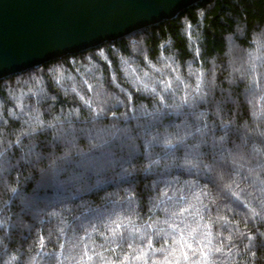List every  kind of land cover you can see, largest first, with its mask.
<instances>
[{
    "label": "trees",
    "instance_id": "16d2710c",
    "mask_svg": "<svg viewBox=\"0 0 264 264\" xmlns=\"http://www.w3.org/2000/svg\"><path fill=\"white\" fill-rule=\"evenodd\" d=\"M0 264H264V0L0 79Z\"/></svg>",
    "mask_w": 264,
    "mask_h": 264
},
{
    "label": "water",
    "instance_id": "95a60500",
    "mask_svg": "<svg viewBox=\"0 0 264 264\" xmlns=\"http://www.w3.org/2000/svg\"><path fill=\"white\" fill-rule=\"evenodd\" d=\"M202 0H0V79L126 37Z\"/></svg>",
    "mask_w": 264,
    "mask_h": 264
},
{
    "label": "snow or ice",
    "instance_id": "6c2138e0",
    "mask_svg": "<svg viewBox=\"0 0 264 264\" xmlns=\"http://www.w3.org/2000/svg\"><path fill=\"white\" fill-rule=\"evenodd\" d=\"M102 114V110L100 112H96V118H99ZM113 115H115V113H113ZM60 231H62V229H60ZM188 248H191V245H188L187 246ZM185 256L187 257V253H185Z\"/></svg>",
    "mask_w": 264,
    "mask_h": 264
},
{
    "label": "clouds",
    "instance_id": "9594fccd",
    "mask_svg": "<svg viewBox=\"0 0 264 264\" xmlns=\"http://www.w3.org/2000/svg\"><path fill=\"white\" fill-rule=\"evenodd\" d=\"M13 191H14V189H13Z\"/></svg>",
    "mask_w": 264,
    "mask_h": 264
}]
</instances>
